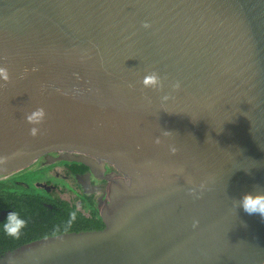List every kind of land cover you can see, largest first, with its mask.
Returning a JSON list of instances; mask_svg holds the SVG:
<instances>
[{"label": "water", "instance_id": "1", "mask_svg": "<svg viewBox=\"0 0 264 264\" xmlns=\"http://www.w3.org/2000/svg\"><path fill=\"white\" fill-rule=\"evenodd\" d=\"M0 66V179L57 152L118 176L102 229L0 264H264L233 204L264 192V0H0Z\"/></svg>", "mask_w": 264, "mask_h": 264}, {"label": "flooded vegetation", "instance_id": "2", "mask_svg": "<svg viewBox=\"0 0 264 264\" xmlns=\"http://www.w3.org/2000/svg\"><path fill=\"white\" fill-rule=\"evenodd\" d=\"M64 154L66 152L53 153L50 160L55 161L52 163L46 157L40 158L27 168L2 179H10V186H21L27 189H31L32 186L38 188L45 193V199L59 198L71 206H75L77 210L82 211L88 217L91 216V207L94 206L99 211L98 218L100 219L98 220L103 223L100 211L107 198L109 187L113 181L117 180L118 176L110 167L92 165L87 160H57ZM74 155L79 157V154ZM21 173H25V175L22 176ZM39 173L44 175L43 179L35 176ZM0 203L3 204L1 201ZM43 203L51 205L49 207L53 209V205L49 202L43 201ZM5 210L1 209L0 213ZM53 213L54 216L42 215L38 218H30L29 222L32 225L24 224L17 237L6 235L0 227V247L14 245L19 240L37 235L43 223H51L56 218L66 221V215H63V212L54 211ZM53 224L59 223L54 221Z\"/></svg>", "mask_w": 264, "mask_h": 264}, {"label": "trees", "instance_id": "3", "mask_svg": "<svg viewBox=\"0 0 264 264\" xmlns=\"http://www.w3.org/2000/svg\"><path fill=\"white\" fill-rule=\"evenodd\" d=\"M10 184V179H0V201L3 203H0V210L8 209L16 212L24 219L25 224L28 226L32 225V223L29 222L30 218H38L42 215L54 216V211L63 212V215H66V221H61L56 218L51 223L41 224V229L38 231L37 235L19 240L14 245L0 247V255L42 237L71 231L99 230L104 227L101 220H98L100 219L98 218L99 211L94 206L91 207L92 214L88 217L82 211L77 210L75 206H71L69 203L59 198L54 200L45 199V193L38 188L32 186L31 189H27L21 186H10ZM43 201L52 204L53 209L45 205ZM4 220L0 221V225L3 224ZM54 221L59 224H53Z\"/></svg>", "mask_w": 264, "mask_h": 264}, {"label": "clouds", "instance_id": "4", "mask_svg": "<svg viewBox=\"0 0 264 264\" xmlns=\"http://www.w3.org/2000/svg\"><path fill=\"white\" fill-rule=\"evenodd\" d=\"M9 79V73L7 68L0 66V81H7ZM141 83L145 87L160 88L161 79L155 72L146 73ZM175 86V85H174ZM43 111L37 109L31 114L26 116L29 122L38 121L42 119ZM30 131L34 134L36 129L32 128ZM234 206H237L247 213L248 215L257 214L261 218H264V192H250L246 191L239 195L238 198L233 199ZM25 221L16 212L10 211L6 214L5 220L0 227H2L4 233L11 237H17L20 234V230L24 227Z\"/></svg>", "mask_w": 264, "mask_h": 264}, {"label": "rangeland", "instance_id": "5", "mask_svg": "<svg viewBox=\"0 0 264 264\" xmlns=\"http://www.w3.org/2000/svg\"><path fill=\"white\" fill-rule=\"evenodd\" d=\"M36 177H38V178H44V175L42 174V173H39V174H37V175H35Z\"/></svg>", "mask_w": 264, "mask_h": 264}]
</instances>
